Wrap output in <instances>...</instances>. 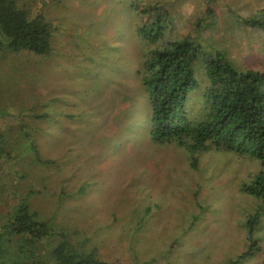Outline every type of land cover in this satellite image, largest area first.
<instances>
[{
	"label": "rangeland",
	"instance_id": "rangeland-1",
	"mask_svg": "<svg viewBox=\"0 0 264 264\" xmlns=\"http://www.w3.org/2000/svg\"><path fill=\"white\" fill-rule=\"evenodd\" d=\"M134 1L20 0L52 24V50H0V262L25 264L21 239L4 231L24 200L80 252L96 248L114 264H233L248 248L245 224L262 199L242 185L264 165L217 149L194 165L185 148L152 141ZM147 1L171 13L164 38L191 34L264 72V31L239 19L264 0ZM261 212V248L236 264H264Z\"/></svg>",
	"mask_w": 264,
	"mask_h": 264
},
{
	"label": "trees",
	"instance_id": "trees-1",
	"mask_svg": "<svg viewBox=\"0 0 264 264\" xmlns=\"http://www.w3.org/2000/svg\"><path fill=\"white\" fill-rule=\"evenodd\" d=\"M133 9L140 17V75L151 107L152 141L185 148L194 165L198 154L209 149L249 155L264 165V72L239 69L226 50L211 46L209 51L191 34L164 38L172 16L158 2L135 0ZM205 14L196 20L199 29L204 26L201 20L212 19L213 7L207 5ZM239 19L247 27L264 31V9ZM52 35L53 26L43 14L20 0H0V50L50 55ZM198 93L200 107L194 110ZM3 152L0 146V154ZM38 161L53 162L41 157ZM242 190L262 203L245 224L250 244L232 259L233 264L246 261L261 248L255 231L264 211V170L245 182ZM25 201L4 226L5 234L21 239L18 256L25 257V264H114L102 259L96 248L80 252L66 232L56 230L49 220H38L37 212ZM0 264L9 263L4 259Z\"/></svg>",
	"mask_w": 264,
	"mask_h": 264
}]
</instances>
